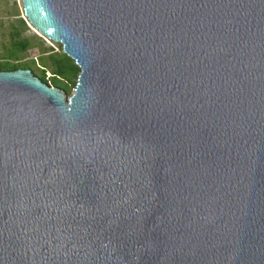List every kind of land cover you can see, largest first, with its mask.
<instances>
[{
    "label": "water",
    "instance_id": "1",
    "mask_svg": "<svg viewBox=\"0 0 264 264\" xmlns=\"http://www.w3.org/2000/svg\"><path fill=\"white\" fill-rule=\"evenodd\" d=\"M75 93L0 71V264H264V0H22Z\"/></svg>",
    "mask_w": 264,
    "mask_h": 264
},
{
    "label": "rangeland",
    "instance_id": "2",
    "mask_svg": "<svg viewBox=\"0 0 264 264\" xmlns=\"http://www.w3.org/2000/svg\"><path fill=\"white\" fill-rule=\"evenodd\" d=\"M19 42H27V48L22 50ZM53 52H63V45L45 38L29 23L22 0H0V63L29 65L33 74L40 78L41 58L49 64L47 57ZM46 79L48 84L56 87L50 72L46 73ZM74 93L75 89L71 95L67 94L68 98Z\"/></svg>",
    "mask_w": 264,
    "mask_h": 264
},
{
    "label": "trees",
    "instance_id": "3",
    "mask_svg": "<svg viewBox=\"0 0 264 264\" xmlns=\"http://www.w3.org/2000/svg\"><path fill=\"white\" fill-rule=\"evenodd\" d=\"M18 44L22 50L26 49L28 46L27 42H19ZM47 59L50 61L49 64L44 61V57L41 58L42 76L40 77V79L43 82L48 83V80L46 79V73L50 72L54 80L53 84L56 87H60L61 89L65 90L68 95H71V92L76 88L77 85L78 76L81 72L80 67L75 63L72 58H70L64 52H53L47 57ZM23 67L31 69L29 68V65H17L8 62L4 64L0 63V71H14Z\"/></svg>",
    "mask_w": 264,
    "mask_h": 264
},
{
    "label": "bare ground",
    "instance_id": "4",
    "mask_svg": "<svg viewBox=\"0 0 264 264\" xmlns=\"http://www.w3.org/2000/svg\"><path fill=\"white\" fill-rule=\"evenodd\" d=\"M40 32V31H39ZM44 36V35H43ZM46 37V36H45ZM49 39V38H48ZM51 40V39H50Z\"/></svg>",
    "mask_w": 264,
    "mask_h": 264
}]
</instances>
